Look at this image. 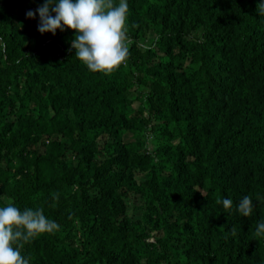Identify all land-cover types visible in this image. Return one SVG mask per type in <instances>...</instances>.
Wrapping results in <instances>:
<instances>
[{"label": "trees", "instance_id": "1", "mask_svg": "<svg viewBox=\"0 0 264 264\" xmlns=\"http://www.w3.org/2000/svg\"><path fill=\"white\" fill-rule=\"evenodd\" d=\"M43 2L0 0V197L60 226L30 264H264V0H127L110 75L37 31Z\"/></svg>", "mask_w": 264, "mask_h": 264}, {"label": "clouds", "instance_id": "2", "mask_svg": "<svg viewBox=\"0 0 264 264\" xmlns=\"http://www.w3.org/2000/svg\"><path fill=\"white\" fill-rule=\"evenodd\" d=\"M257 13L264 15V3L258 4ZM127 0H44L35 11L29 10L26 18L38 15L37 31L53 36L65 29L74 33L71 49L75 57L92 73L110 75L126 65L129 57ZM52 199L59 200V193ZM0 264H30L31 257L22 254L26 243L42 234H52L60 226L46 217L40 208H18L9 197H0ZM225 209L233 207V201L224 198L217 201ZM253 200L245 195L236 205L237 212L249 217L253 212ZM235 235L236 229L232 228ZM255 235L264 237V221L258 222Z\"/></svg>", "mask_w": 264, "mask_h": 264}, {"label": "rangeland", "instance_id": "3", "mask_svg": "<svg viewBox=\"0 0 264 264\" xmlns=\"http://www.w3.org/2000/svg\"><path fill=\"white\" fill-rule=\"evenodd\" d=\"M33 11V10H32ZM27 13V12H26ZM25 13V14H26ZM31 20V22L34 24V25H36V26H38V24H39V18H37L36 16L34 17V18H32V19H30ZM152 38H153V35H152V32L150 31V30H148V29H144L143 31H142V33L140 34V39L142 40V43L146 46V45H148L149 43H151V41H152ZM129 39H130V41H131V43L133 42V39L131 38V37H129ZM130 43V44H131Z\"/></svg>", "mask_w": 264, "mask_h": 264}]
</instances>
